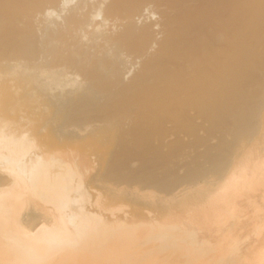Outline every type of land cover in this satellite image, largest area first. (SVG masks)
I'll use <instances>...</instances> for the list:
<instances>
[{"label":"rangeland","instance_id":"1","mask_svg":"<svg viewBox=\"0 0 264 264\" xmlns=\"http://www.w3.org/2000/svg\"><path fill=\"white\" fill-rule=\"evenodd\" d=\"M72 1L76 3H72ZM111 1L112 0H75V1L71 0V4L69 1V3H67V7L66 5L63 6V8L58 7V6L46 7L45 11H48L50 13V16L48 14L47 16L45 12L42 13L38 11V12H33L30 15L20 16V18H18L17 21L16 20L14 21L15 22L14 26L16 25L14 28L21 29L22 27H25L24 23L30 24V26H32L31 28L34 30L33 34L35 36V40L36 39L38 40L37 43L35 41L36 44L34 43L35 45L33 46V49L36 45L38 47V48L35 47L37 50L36 49L34 50L35 54H37L35 55V58H36L35 61L37 62L40 61L39 63H41L43 62V60L50 59L51 57L53 58L55 56L54 53H56V50L60 46L59 47L61 49V51L59 52L60 56L59 57L58 55L55 56L52 59V61L50 59L51 62H53L54 60L56 61V59H57V63L58 62L64 63L65 61H67L68 63L69 62L72 63L73 60H74V64L77 62L75 66L78 67V70H81V69L82 70L77 71L76 69L75 70L72 69L68 71L70 73H67L66 70L68 68L65 70L66 67H63L64 70L62 71H65L66 73V74L64 73L65 75L63 76L65 77L67 74L74 73L73 75L69 76V78L67 75V78L69 80L68 79L66 80L69 82L71 81L70 77L73 79V76L74 75L76 76V73L79 75V76H76L77 78L83 77V79L82 78L81 80L79 79L81 81L79 85L80 87H77L76 90H74L76 92L78 90L76 97H78L81 100L87 97L88 101L84 99L86 103H90L92 106H96V107L99 104H102L105 101H107V96H110V98H112L111 95L113 94L112 91L114 90V88L121 87L124 85H129L130 83L135 84V85L138 84L137 86H140V80L138 79L134 80L131 78L132 77L137 78V76L143 72V70L142 71L140 70L143 68L144 62H146V64L147 63L152 64L154 63V61H157L155 60V56H156V59H158L157 55L158 57L162 55L161 45L163 44L162 41L167 33L165 30L167 29V27L165 26L166 19L174 16V12H173L174 10L172 11L170 9L171 7H168L169 5L166 4V1L168 0H163L162 3H161L162 0H145V2H142V4L143 3L145 4L143 6L144 7L143 11H141L142 13L138 12V10H136V12L135 10H132V9L127 10L128 13L131 12L130 16L133 22L134 21L136 22V26H137L136 29L139 30L140 27L141 28L145 27L148 29V31L150 29L151 31L150 33L152 34L151 37L154 38L152 40L153 42L151 44L149 43L148 44L149 46L143 49V52L142 50H139L142 52L141 53L139 51H136L138 50L137 47H133L135 48V50L132 47L128 49V45H126L127 47H125V44H123L121 45L122 46L121 47L119 44L117 45V43L115 42L114 36L123 29V27L125 26L128 20L125 18V16H127L125 13H122V12H121L122 14L119 13V15L121 16L124 14L123 15L124 17H121V16L116 17L110 14L106 10L108 4H110ZM192 2H195V0H191L190 2H188L187 7L192 8L199 3V1L197 0L195 3H192ZM83 3H84V6H81L83 5ZM87 3L90 5V7L88 6ZM68 4H70L69 7H68ZM72 4H73V7H71ZM74 5L75 6L78 5V6L74 7ZM95 5H98V6H95ZM99 5L103 6L104 8L101 7L100 9ZM95 8L98 9L96 10V12H95ZM64 9L66 10L63 13ZM139 13H141L142 15ZM91 16L93 17V19L91 18ZM130 16H128V18ZM53 17L54 19H52ZM65 27L66 28L70 27V28H68L67 30ZM243 31L246 32V34H248L246 29H244ZM246 34L244 33L245 36ZM58 35L60 36L58 37ZM85 36L88 38L87 41H84L86 40ZM205 38H207V36H204V33H203L202 36H200V39H202L203 41ZM218 38H219L218 42L219 43L221 42L223 44L225 41L224 36L221 34L219 35ZM247 38H249V36ZM57 40L59 42H61L62 40L63 42L59 43ZM256 43H258L257 45H259V42L257 40L254 42V44L256 45ZM47 44H49V46H46ZM88 44H89V47H88ZM118 46H120V48H118ZM48 47H50V49H47ZM218 47H222V45ZM218 47H215V49L213 50L211 49L212 50L210 51V54L212 52L211 56L205 55L204 53H200V56H199L198 55L199 53H197V55L199 56L198 57L197 55H195L196 53L194 54L193 52V55L197 57L194 58L192 57V53H189V55L187 54V56L183 55L181 58L179 57L176 60H173V61L170 60V63L163 61L164 65L163 63H160L162 64V66H160L159 64V66L163 70L167 71V73H170V74H172L171 71L176 69L177 67L179 69H182L183 73L182 74L177 73V75H176V72L179 69L177 71L174 70L173 74L175 75L173 74L172 75L174 76L175 79L173 78V76L172 78L174 81L178 77L177 80L179 81L177 82L179 84L183 83L182 85L184 87L181 88L180 87L181 85L179 86L177 82L175 84L174 83L175 81L173 82L172 79L171 80L169 79V81L170 82L172 81L171 83L174 84L173 85L174 88L172 85H169V86H172V88L175 89V92H177L178 91L177 89H179L177 93L171 92L170 89L172 88L169 89L166 87L170 91L165 89V86H168V85L164 83V80H163L164 78H162L163 70L162 69L158 70L160 68L157 69V66L154 65L153 70L151 71L152 74L150 73V76H148L147 82L144 81L145 82L144 89L145 90L150 89V90L145 91L144 93L140 91L138 94L137 92L139 91L138 89L139 87H137V92H135L136 89H131V90L129 89L130 90L129 92L131 94L129 95L130 101L132 100V102L134 103L135 102L134 100H136L137 103L140 102L139 104L141 105L139 104L136 105V102H135L134 103L135 105H133V107H127L129 106L130 103H131L130 106H132V102L129 101L128 102L129 104L127 103L125 106L121 108L123 109L125 107L127 109L131 108L134 111H131V109L122 110L121 108H120L121 109L120 111L118 109L119 106L117 107V110H116L117 112H113L111 110L112 113L109 112V114H107L110 117V119L108 118L109 121L108 119H106L105 121L102 120L103 122L106 123L105 124L106 126L102 125L101 121L92 122L94 123L95 130L103 128L104 129L103 132L108 133V136L110 138L107 141L108 143L106 142L104 144H100L99 148L98 146H93V145L91 146V145H88L87 143H84V139H82V136L85 134V132L83 129L82 131L80 129L79 131L81 133L80 135L79 132L76 133L77 131L75 132V129H72L75 127L68 126V128L70 127L69 129L71 130V133H72V135L70 134L68 136V134L66 135L65 133L59 131L58 130L59 128L56 126V124L64 120L66 115H68L67 113L70 112L71 105L68 104L66 98L72 97L70 95H72L74 91L72 92L66 91L64 93L65 95L61 94V95L55 96L53 95L51 90L42 92V91H37L35 89L37 91V94L39 96H42L44 99H41V97L35 100L32 99L22 104L23 106L19 105V103L20 104L23 103L22 102L23 100L20 99L21 100L20 101L19 99H16V100H19L18 102H16L18 103L17 105H19L17 106L18 108L16 107V104L14 103L15 106H13L14 107L13 109L15 112L20 109L19 110L20 112L21 110H23V113L33 116L35 119L36 118L38 119L40 135H47V133H50V141L48 142L52 144L54 147H56V150H58V151L56 150L52 151L51 152L52 154L54 153L57 155L59 154L63 155L64 157L62 156L63 158L61 159L63 160L62 161L63 163H66L67 165L76 168L77 171H79L80 169L82 173L89 174L88 175L89 178L87 177V179L86 178L84 179V182L87 183V187L84 188L82 192H76L78 194V196L76 197H80L81 199L83 198L82 201L86 205L92 204L94 206L92 210L93 209L95 210L98 208L97 205L104 201L103 194L108 193L109 191L115 192L114 199L107 201L109 205L108 206L106 205L107 207L103 206L107 208L106 210H104V213L106 215H109L110 213H112L113 214L111 215L112 217L118 216V217H121V219H123L127 215V213L130 216L134 215L136 217L139 216L140 214L141 216L140 218H143L141 219L142 222H128L127 225L129 226L139 225L137 228H138L139 234L141 235L140 237L141 240L136 241L135 242L136 246H134L135 249L138 250V254H142L139 256L145 255L143 253L150 252V256L143 258V259H146V258L147 259L143 261L141 264H264V66L259 65L256 59H253L250 62L251 64L248 63V65L244 66V64L247 63L248 60L246 61L245 59V62H244V59H243L244 57L241 56L242 58H240V61H239L240 64L239 62L238 63L236 62L237 64H234L236 66L234 68L233 63L235 62L232 63V61L229 60L230 59L229 54L224 52L225 50H223V48L221 50V48H218ZM65 48H66V52H65ZM105 49L107 51H111L112 54L111 52H107ZM62 50H64V52H62ZM36 51L38 52L36 53ZM67 52L68 54H65ZM89 52H90V55H89ZM95 52H96V55L94 54ZM62 53H63V56H61ZM106 53L107 54L109 53V54L107 55ZM201 54L202 56L205 55V59H204V56L201 57ZM221 54H224L225 58L227 56L229 57L225 59L224 56ZM212 56H216L215 58L217 59V61L214 60L215 58L214 57L212 58ZM218 56L219 57L222 56L223 60L224 59L226 60V61L224 60L225 61L224 66L219 65L218 69L214 68L218 71V70H221L222 68L221 66H223V70L218 71L217 72L218 74L221 73L222 75H224L225 71L230 72L231 68H233L232 70L234 71L235 69L234 72H236V74L233 73L234 75L242 77V74H245L243 75L244 79L246 78L249 79L248 82H247V79L244 80L246 81L244 82L243 78L241 79L240 77L235 76L236 81H238L243 86L241 89L242 91L243 90L244 91L241 92L240 90L241 95L245 96V98L243 96L241 100L238 98H236V100L238 99L242 101V104H244L243 101L245 100L246 103L244 104L245 107L244 106L240 107L242 104L240 105L239 102H237V104H239L240 106L237 105V107L235 106L236 103L235 105L231 104V107L233 106L232 108L230 107L231 111L235 106L237 109L235 108L233 109V111L236 110L237 112L235 111L231 112L228 109L229 113L227 112V115L226 114L224 115L216 114V116L214 117L215 115L214 114L212 116L205 117L202 114L199 115L200 113L198 112V110L199 109L201 110V108L203 107V104H201L202 103L201 97L202 95L204 96V94H206L207 91L214 92L217 90L218 86L221 85V87L222 86L225 87V88L224 87L221 88V89L223 88L225 89V90L223 89L225 94L227 90L228 96L231 92L232 97L234 96L239 97L237 95L233 96V93H232L233 91L230 87V84L228 86L222 85L224 84V82L226 83L229 81L227 79L229 75L227 74V72H226L227 76L225 75L227 78L226 77L224 78V76H222L221 74H220L221 75V78H220V75L216 76L215 73H213L214 69L212 65L210 64L211 63L215 64V62L217 64L219 61L217 58ZM82 57H84L83 59L85 61L82 59ZM208 57L212 58V62L210 61L211 59H209V61L206 63V60L208 59ZM70 58L72 59V61H70ZM98 58L99 59L101 58L100 61L102 63L101 62L99 63ZM95 59L97 60V63ZM152 59H154L153 62H151ZM241 59L243 60L244 64L243 62H241ZM89 60L91 64H89ZM104 60L108 61L107 62L109 63L108 66L106 65V63L103 62ZM1 61L3 63L4 60H0V63ZM6 61H12V60H6ZM33 61L32 59L30 60V62L32 63ZM227 61L231 62L232 67H231V64H228L229 62L226 64ZM57 63L54 62V65ZM202 63L203 64L206 63L207 66L209 65L211 66V68L206 67V69L210 68L209 72L208 71L206 72L202 69V67L205 68L206 66V65L203 66ZM3 64H5V61ZM214 64L213 66L217 67V65L216 64L214 65ZM229 65H230V68L228 67ZM102 68L104 70H102ZM243 68H245V70ZM248 68L250 70H248ZM154 69H157V70L154 71ZM202 70L206 73L204 74L203 72H201ZM82 71L84 73H82ZM101 71L104 72L103 74L105 76L108 75L107 77L109 78V81L112 79L111 82H108V78H106L103 75L106 78V80L104 78L102 81L103 82L106 81L109 83V84L105 83L108 85L103 90L104 93H102V91L95 92L93 90L92 92H87V93L86 91L85 92L82 91V88L84 90V88L86 87L85 85H87L88 82L101 83V81L99 82V80L94 81L95 78L93 79V81H90L87 76V75L90 76L91 72L100 73ZM157 71L158 73H155ZM165 71H163L164 74H165ZM199 71L200 73L204 74L206 78L202 74H201L202 76L199 75L200 74ZM209 73L210 74L213 73L214 78H212L213 76H211ZM98 74L96 75V78ZM136 74L137 76L135 77ZM179 74H181V76H179ZM208 74L211 77V79L208 76ZM100 75L102 76V73H100ZM183 75H184V78L182 77ZM197 75L198 77L200 76L203 80L206 79L205 80L206 82L209 79H210L209 81L211 80L213 81V82L211 81V84L207 83L208 86L206 85L207 87H204L205 91L202 93L200 91L203 89L202 86L206 84V82L205 81L204 83L202 82L203 85H201L202 79L199 77L198 80L200 82L199 81L198 82L201 85L200 87V85H198L199 83L197 82ZM101 76H99V78ZM119 76H121L120 79H118ZM215 76L219 78L215 80L216 78ZM159 77L162 79H160ZM179 77H181L180 78L181 81ZM1 78L0 80L5 79V78L3 79ZM77 78H76L77 80L76 83L80 82ZM86 78H87V82L85 83L84 80H86ZM116 78L119 81L122 79L120 84H119V81L116 80ZM182 78L188 82L184 81ZM222 78L226 79L227 81L226 80L224 81V79ZM101 79L102 77L100 78V80ZM73 80L70 83L68 82L70 86L66 84V87H65L66 90L74 88L75 82L73 83ZM113 80H116L115 82L118 83L117 87H116L117 83L116 84L114 83L115 85H112L114 82ZM159 80H161V82H159ZM184 82L186 85L184 84ZM218 82H220V84ZM72 83H73V86H71ZM187 84L188 85L190 84L191 88H192V84L193 85L197 84L195 90L200 87L201 90L199 89H198L199 91L196 90L197 95H198V92H200V94L198 95V98L193 97L191 99L192 96L189 97L191 93L193 96H196V92L194 90L195 86H193L192 88V90L194 91H191V88L189 89L190 86L188 87ZM109 85L113 86L112 88L113 90L111 89V87H110V90L108 89ZM176 85H178L179 87ZM185 86L188 87L187 90L189 89V91H186ZM228 88L231 91H229ZM152 89L153 91H151ZM155 89L161 91V93H164V94L166 93V91L164 90H167L168 92L166 93L167 97L164 101H162L161 100L162 98L159 97L160 92L158 93L157 91H155ZM79 91H82V93L84 92V95L83 94L80 95L81 92L79 93ZM17 92L19 94L20 90H17ZM154 92L155 93L157 92L156 95ZM188 92H190V94ZM136 93L138 96L136 95ZM186 93H188L189 95ZM18 94L15 95V98L18 97L17 96ZM141 94H142V99H140ZM149 94L151 95L148 101L146 103L144 102L142 103L141 100H143V98L144 99L147 98V95L149 96ZM73 95L75 96V94ZM130 96L133 98L131 99ZM57 97H59L58 100L56 99ZM33 98H36V97H33ZM64 98L66 100H64ZM239 98H241V96ZM77 99L75 100L77 101ZM152 99H154V101ZM227 99L228 98L225 99L224 97H222L221 101L223 100L222 102H224ZM108 100H110L109 97H108ZM236 100H234V102ZM76 101L74 103H76ZM227 101H225L224 104ZM77 102H79V100ZM149 102L151 103V105L149 104ZM61 103H63V105L64 103L65 105L67 104L66 106L64 105L65 106L63 107L64 110L62 108ZM142 104L144 105L147 104V105L144 108V106L142 107ZM59 106H61V108ZM143 108L144 110H142ZM61 109L63 111H60ZM140 109L142 110V112L139 111ZM118 110L121 113L117 114L119 112ZM123 111H125L126 114H124ZM144 111L146 112L147 115H145ZM147 111L150 114H148ZM90 112L87 111L85 113L90 114ZM105 112L106 110L103 111V113L106 114L108 112V109H107V112L106 113ZM85 113L83 112L82 114L85 115ZM139 113H142L143 116ZM231 113L234 116L231 115ZM143 117H146V118H143ZM139 118H142L140 120L141 121L143 120V121L139 122L140 121ZM40 124L42 127L41 129H40ZM190 125L194 126L193 130H190L191 128L189 129ZM87 128L89 129V127ZM254 130H255V134L252 132ZM130 131H133V132H130ZM256 132L258 133L257 135H256ZM133 133L137 135L136 138H133L135 136V134ZM38 136L39 134H37L36 136L39 139ZM133 141L135 142V144L133 143ZM178 142L182 144V146ZM45 143H47V141H45L43 144ZM124 144H126L127 146L131 148L130 154L132 155V156L130 155L129 158L127 159L128 162L126 161L125 167L127 166L128 167L126 168V170H124L125 171L124 174H127V171L129 170V168H131L129 171H138V170L140 171L141 169L142 171L146 172L145 174L148 177L150 175L151 176L150 178H152L154 181L155 180L159 181L158 183L159 185L162 184L161 185L162 187L163 185H165V183L163 182L165 181L168 182V180L169 182L171 181L173 186H171L170 188H162L157 183V187H160V188H153V187L146 188L145 186L148 184L146 183L148 182L147 177H145V179H143V177L142 179L140 178L138 183L137 182L129 183L128 181L119 182L117 180V177H115L117 176V173L114 168H115V164H117L119 161L123 159L122 146ZM148 148L151 150L146 151V149ZM44 149L49 150L48 148H44ZM62 151L63 152L65 151L64 154H62ZM18 155L19 157H21L22 153L20 154L18 152ZM145 165L147 167H145ZM54 166H56V164ZM56 167L58 168V166ZM144 168L146 171L144 170ZM52 169H54V167ZM63 170L67 171L66 169H62V171ZM124 171H122L121 174ZM191 172L193 174H191ZM66 173L67 172L63 173V175H68V173L67 174ZM185 173L187 175L190 174L191 177L186 178L187 175H185ZM118 174L121 176L120 173ZM124 174H122V176ZM60 176H58V179H61V178L64 179V177L59 178ZM76 176L77 175L74 176L73 178L74 180L76 179ZM175 176H177L176 177L177 180L174 179ZM184 176L186 177L184 178ZM178 177L180 180H178ZM181 177H183V179ZM58 179L56 178V180ZM62 181L63 180H60L58 183H62ZM55 182L53 181L51 184L53 185ZM73 182L74 181L71 182V185ZM167 182L166 184H168ZM72 186H71L72 189L78 188V187H74V185ZM107 186L111 187L112 189L108 191ZM50 189L55 190L54 187ZM56 192L49 193L48 197L52 199H46V195L44 198H41L40 197L41 194L40 195L37 194V199L39 196L41 198V199L39 198L41 201L40 200L36 201L35 199L36 196L28 197L29 199L25 203L26 205L21 206L19 208L20 214L26 215L28 211H31L30 208L32 209V204L33 202L36 201L38 205L45 206L44 208L48 209V212H54V211L56 212L57 208L61 212H64V215L61 217L63 218V220H61L60 222L65 223V226L67 225L66 227L70 228L72 223H76L73 219L77 218V216L79 217V215L75 213H73L75 216L72 213L68 214V210L65 207L66 202L64 203H62L61 201L57 202L56 199H59L58 198L59 196H58V193ZM76 193L71 192V194H76ZM50 200L52 202H50ZM45 201L47 202L45 203ZM28 202L30 203V205L28 204ZM46 209L44 210L46 211ZM181 211L183 212L179 214ZM69 216H70V219H69ZM152 218H155L157 220H154ZM173 220L175 221L177 220V221L174 222ZM41 223L42 222H40V224ZM174 223L175 225L176 223L178 224L179 227L177 225L176 226L179 231H177ZM40 224H38L37 227ZM173 225L175 226V230L170 229V231H177L176 235H179V237L180 235L183 236V237H180L181 242L180 240L178 241V243L180 242L181 244L179 249L177 247L179 246L178 243L174 245L177 247L178 250L175 249L174 246H170L168 244H167L168 246L165 245L166 243H168V240H166L167 236L165 237L166 234H164L163 232L165 231V233H167L169 231V227L173 228L172 227ZM155 229H157V238L152 237L150 233L151 230L154 231ZM109 233H111V231L108 232V234ZM105 234H99V235L104 236ZM108 234H106V237L107 238L110 237L109 240L103 239L100 236V239L103 240L102 242H106V244L110 243V245H112L113 248H117V249L119 246L118 244H122V243L125 244L122 241L123 239L117 238L118 237L117 232H115L114 234L112 233V234L114 237L117 234V236L114 239L116 242L119 241L118 243L112 242L114 240L113 236H110ZM186 236L187 237L191 236L189 238L193 240L191 239L188 240ZM183 238L185 240L187 238L188 242L185 241ZM64 239L66 240V242L62 241L60 246L55 247L54 249H50V253L48 255L43 256L42 258L38 259L32 264H49V263L56 264L57 262H59L62 255H66L68 254V252H71L73 250L77 252L76 250L81 249V248L79 249V246H81V242H83L82 238L80 237L76 238V236H72V239H71L70 237L69 239H71L72 241L75 240L74 243H69L68 239L66 238ZM87 239H86V242H87V246L89 247L90 246L89 244H91V242L93 241L88 243ZM100 239H98L99 244L102 243L100 242L101 241ZM182 240H184L185 242ZM141 241H143V243H141ZM84 242H85V238H84ZM96 242H93V243L96 244ZM114 243L117 244V245L115 244L117 247L114 246ZM106 244L102 243L103 245L102 247L107 246ZM84 245L86 246V244ZM100 245H97V247L95 248L101 251L102 249H100ZM122 245H120V248L122 247ZM86 247L85 249L82 247L80 251L82 253H86L87 251L89 250L92 251L94 249L93 248L94 246L92 247V249L90 246L88 248L89 250H87ZM111 247H106L107 248L106 250H108V248L112 250ZM75 248L77 249L75 250ZM103 250L104 252H102L103 254L102 253L101 254L102 255L105 254L106 255L105 258H103L101 254L99 256V253H97L98 255H96V252H94L93 254L92 252L89 251L90 256L88 257H90L91 259L89 258L90 261L89 259L88 261L89 262L95 261L96 263L100 261V259H102L104 261V264H108L109 263L108 260L110 259L108 258V256L110 255L107 256L106 253L110 251L109 250L106 251L105 248H103ZM96 251L98 252V250ZM115 252L116 251L114 250V253L112 255L113 257L111 258L115 257L116 259L115 258L114 259L117 260L118 257H116L117 255ZM91 256H93L94 259ZM96 256H99L102 258L99 259ZM95 259H98V260H95ZM114 259H111L110 261ZM84 260H85V257H84ZM102 260L100 261L101 264H102ZM72 263L74 264V262ZM87 263L88 262H86V264Z\"/></svg>","mask_w":264,"mask_h":264},{"label":"bare ground","instance_id":"2","mask_svg":"<svg viewBox=\"0 0 264 264\" xmlns=\"http://www.w3.org/2000/svg\"><path fill=\"white\" fill-rule=\"evenodd\" d=\"M69 1L71 4V0H0V60L5 61V64H3L4 61H3V63H2V61L0 63V78L3 76H4L3 78L8 76L7 77L8 79L7 78H5V79L1 78L3 80H0V264H32L33 262L37 261L38 259L42 258L43 256L48 255L50 253V249H54L55 247L60 246L62 241L66 242V240L64 238L68 239L69 243H74L75 240L74 239H73L74 241L71 240L72 236H76V238L77 237L82 238L83 242H81V246H79V249L80 248L82 249V247L85 249V247L87 246V242H86L87 238H89V239H87L88 243L91 241H93V242L97 241L98 242V239H100V236H101L99 234H105V233L108 234V232H110V231H111V233L108 234L110 236H113V234L115 232H117V234H118L117 238L123 239L122 241L125 244H123V243L122 244L124 246L122 244H118L119 245L118 249L113 248V246L110 245V243L106 244V242H102L103 240L100 239L101 240L100 242H102L103 244H106L107 246L104 245L105 247H102L103 246L102 243H100L101 244L100 245L99 242H98V244H97V242H96V244L91 242L92 245L91 244H89V245L91 246V249L94 246L93 247L94 249L92 251H90L88 249L90 246L89 247L87 246L86 249L89 250L90 252H92L93 254H94V252H96V255H98L97 253H99V256H100V254L102 252H104L103 248H105V250H106L107 249L106 247L112 246L111 247L112 250L109 248H108V250L110 252L111 251H113V252H111V253L107 252L106 253L107 256L110 255V256H108V258H110L108 260L109 263L108 262H106V263H108V264H136V263L141 264L143 261H145L147 259V258L146 259H143V258L150 256V252L149 253H143L145 255L139 256L142 254H138V250L135 249V247H134V246H136L135 242L141 240V238H140L141 235L139 234L138 228H137L139 225H135V226L127 225L128 222H142L141 219H143V218H140L141 217L140 214H139V216H137L138 217L137 218L136 216H134V215L130 216L127 213V215L123 219H121V217H118V216L112 217L111 216V215H113L112 213H110L109 215H106L104 213V210H106L107 208H105V207H107L109 205L107 203V201L113 200L115 197V192L109 191L112 188L108 187V186H107V188H108L109 192L103 194V198H104L103 200L104 201L97 205L98 206L97 209L92 210V208L94 207L92 204H90V205L84 204V202L82 201L83 198L81 199L80 197H76V196H78V194L76 192H82L83 189L87 187V183L84 182V179L85 178L87 179L89 174L82 173L80 171V169H79V171H77L76 168L71 167V166L67 165L66 163H63L62 162L63 160H61L64 157L63 155H61V154L57 155L54 153L52 154L51 152L55 151L56 147H54L52 144H50L48 142V141H50V133L46 132L48 136L47 135H40L39 126H38V123H39L38 119L37 118L35 119L33 116H30L28 114L23 113V110H21V112H20L19 111L20 109H19L18 111L15 112L13 109L14 108L13 106H15V104L17 107L19 105L26 103V101H30L32 99L35 100V99L40 98V97H41V99H44L42 96H39L37 94V91L45 92V91L51 90L53 95L57 96V95H61V94L63 95L66 91L72 92V91L76 90L77 87H80L79 86L81 83L80 80H81V78L83 79V77L77 78L76 76H79V75L76 73V76L75 75L73 76V79L75 78L74 80L70 77V80H71L70 82H72V80H73V83L74 82L76 83V81H77L76 78L78 80L80 79L79 80L80 82H77L76 83L77 85L74 83L73 89L66 90L65 89L66 84L69 85V83H70L66 79H68L69 76L73 75L74 73L73 74H67L68 75V78H67V75L65 77L63 76L66 74L65 71H62V70H64L63 67H66L65 70L68 68L66 70L67 73H70L68 71L72 70V69L73 70L76 69L77 71H81L82 70L81 68H79L81 70H78V67L75 66V64L77 63L76 61H75L76 63L74 64V60H73L72 63L74 65L70 62L68 63L65 60H63V61H65L64 63H60V62L57 63V59H56V61L54 60L53 62H51L55 56H57V55H58V57L60 56V53H59L61 51V49L59 48L60 46L57 49L58 52L56 50L57 54L54 53L55 56L53 58L52 57L50 58L51 61H50V59H46V60H43V62L39 63L40 61H38V62L35 61V59H36L35 55H37V54H35L34 50L36 49L35 47H37V45L34 47V49H33V46L38 42V40L37 39L35 40V36L33 34L34 30L31 28L32 26H30V24L24 23L25 27H22L21 29L20 28L19 29L14 28L16 26V25L14 26V24H15L14 21L15 20L17 21V19L20 18V16L30 15L31 13L38 12V11H40L42 13L45 12L46 15L48 14L50 16V13L48 11H45L46 7L58 6V7L63 8V6H65V5L67 7V3H69ZM190 1L191 0H168V1H166V4L169 5L168 7H171L170 9L172 11L174 10L173 11L174 16L166 19L165 26L167 27V29H165V30L167 33H166V35L162 41L163 44L160 43V44H162L161 45L162 51L160 50L162 55H160V57H158V55H157L158 59H156V56H155V60H157V61H154V63H152V64H148V63L146 64V62H144L143 68L140 70V71L143 70V72L141 74H139L138 76L136 74L135 77L137 76V78H134V77L131 78L134 80H137V79L140 80V86H137L138 84L135 85V84L130 83L129 85L117 87L118 83L115 81L120 79L121 76H119L118 79L116 78V80H113L114 82L112 84V85H115L117 83L116 84L117 88H114V90H113L112 89L113 86H110V85L108 88L110 90V87H111V89L113 90V91L111 90L113 93L112 94L113 96L111 95L112 98H110V96L106 95L107 101H105L104 103L99 104V105L97 104L98 105L97 107L92 106L90 103H86V101L84 99L87 100V97L82 99L84 101H82L81 99L76 97L78 90H77V92L74 91V92H76V93L73 92V94H75V96L72 94V95H70V96H72L70 98L65 97L67 99L68 104L71 105L70 106V112L67 113L68 115H66L64 120H62L60 123L56 124V126L59 128L58 130L65 133L66 135L68 134V136H69L70 134L72 135V133H71V130L69 129L70 127L68 128V126L75 127L72 129H75V132L77 131L76 133H78L80 131V129H81V131L83 129L85 132V134L82 136V139H84V143H87L88 145H91V146L92 145L98 146V148H99L100 144L106 143L110 138L108 136V133L103 132L104 131L103 128L95 130L94 123H92V122L93 121H101L102 125H105L106 123L103 121H105L108 118L110 119L109 115H107V114H109V112L112 113V111L117 112L116 110H117L118 106H119L118 109L120 111H121V109L122 110H124V109L130 110L131 108L130 109H127L126 107L124 109L121 108V107L125 106L130 101L129 95H131V94L129 91L131 89H136L135 92H137V87H139L138 88L139 91L137 92L138 94L140 91L142 93H144L145 91L150 90L147 88H146L147 90L144 89L145 88L144 87L145 86L144 81L147 82L148 76H150V73L153 70L154 65L157 66V69L160 68L158 70L162 69L160 67V66H162V64H160V63H163V61L170 63V60L171 61L176 60L179 57L181 58L183 55L187 56V54L189 55V53H192V57H194V58L197 57L198 55L200 56V53H204L205 55L211 56L212 52L210 54V51L215 49V47L222 45V47H218V48H221V50L223 48V50H225L224 52L229 54V56H230L229 60H231L232 63L235 62V63H233L234 68L236 67L234 64H237L240 61V58H242L241 56L244 57L243 58L244 62H245V59H246V61L248 60L247 63L244 64L243 60L241 59V62H243L244 66L248 65V63L251 64L250 62L253 59H256L259 65L264 66V0H197V1H199V3L197 2L198 4L196 6L189 8V7H187V3ZM142 2H145V0H112L110 2V4H108L106 10L110 14H112L116 17L121 16V15H119V13H121V12L125 13L127 15V16H125V18L128 20L127 23L125 24L123 29L114 36V39H115V42L117 43V45L119 44L121 46V45L125 44V47H127L126 45H128V49H130V47H132V48L137 47L138 50H136V51L142 50V52H143V49L148 47L149 46L148 44L149 43L151 44L153 42L152 40L154 38L151 37L152 34L150 33L151 32L150 29H149V31L145 27L144 28L140 27L139 30L136 29L137 28L136 22L135 21H134L135 23L133 22V20L130 16V13H131L130 10H129L130 13H128V11H127L128 9L135 10V12H136V10H138V12L143 11V9H144L143 6L145 4L144 3L142 4ZM162 2H163V0L161 1V3ZM195 2H196V0H195ZM195 2H192V3H195ZM72 3H76V2L72 1ZM70 4H68V7L70 6ZM101 5H99L100 9H101V7H103ZM147 5H148V3H147ZM77 6L78 5H76V6L74 5V7H77ZM81 6H84V3ZM88 6L90 7L89 4H88ZM95 6H98V5H95ZM133 6H134V8H133ZM66 7H64V8H66ZM71 7H73V4ZM103 8H102V10H103ZM65 10L66 9L63 10V13ZM69 10H70V8H69ZM96 10H98V9L95 8V12H96ZM141 13H139V14H141ZM123 15L121 17H124ZM128 16H130V17L128 18ZM91 18L93 19L92 16H91ZM125 18H123V19H125ZM52 19H54V17ZM18 24H19V22H18ZM20 24H22V23H20ZM68 28H70V27H68ZM68 28H66V29L68 30ZM244 29L247 30L248 34H246V32L243 31ZM136 30H138V31H136ZM203 33H204V36H207V38L204 39L205 41L204 40L202 41V39H200V36H202ZM244 33L246 34V36L244 35ZM221 34L225 38V41L223 44L221 42H220L221 44L218 42V39H219L218 37ZM247 35L249 36V38H247L248 37ZM17 36H19V37H17ZM59 36L60 35H58V37ZM74 36H76V35H74ZM36 38H38V37H36ZM106 38H108V37H106ZM87 39L88 38L86 37V40H84V41H87ZM62 40H61V42L64 41V40L63 41ZM112 40H113V38H112ZM256 40L259 42V45H257L258 43H256V45L254 44V42ZM35 41H36V43H35ZM61 42H59V43H61ZM46 46H49V44H47ZM90 46H91V44H90ZM120 46H118V48H120ZM53 47H55V46H53ZM88 47H89V44H88ZM42 48H44V47H42ZM56 48H57V46H56ZM47 49H50V47H48ZM133 49L135 50V48H133ZM160 49H161V47H160ZM40 50H41V48H40ZM98 50H99V48H98ZM44 51H46V50H44ZM47 51H49V50H47ZM67 51H69V50H67ZM37 52L38 51H36V53ZM52 52H53V50H52ZM62 52H64V50H62ZM65 52H66V48H65ZM96 52H97V50H96ZM96 52L94 53L95 55H96ZM107 52H111V51H107ZM139 52H141V51H139ZM193 52H194V54L196 53L195 55H197V53H199V54L197 56H194ZM52 54H51V56H52ZM65 54H68V52ZM111 54H112V52H111ZM89 55H90V52H89ZM205 55H203L204 59H205ZM221 55H223L225 58L224 54H221ZM61 56H63V53ZM203 56L201 54V57H203ZM216 56H212V58L213 57L215 58ZM229 56H227L226 58H228ZM100 57H102V56H100ZM118 57H120V56H118ZM83 58L84 57H82V59ZM104 58H106V57H104ZM104 58H102V59H104ZM112 58H113V56H112ZM212 58H209V57H208V59L206 58L207 59L206 63L209 61V59H211L210 61L212 62ZM217 58L219 60L217 64L215 62L217 67L213 66L214 63L210 64V65H212L213 69L214 68L218 69L219 65H223V66L225 65V61H226L225 59L226 58L224 59L225 61L223 60L222 56L221 57L218 56ZM31 59H32V61L34 59L33 63L30 62ZM100 59L98 58L99 63L101 62ZM6 60H12V61H6ZM153 60L154 59H152V61L151 60L150 61L153 62ZM214 60L217 61L216 58ZM68 61H69V59H68ZM70 61H72L71 58H70ZM105 61L106 60H104L103 62L106 63V65L108 66L109 65V63H107L108 61H106V62ZM115 61H117V60H115ZM54 62H56L57 64L54 65ZM96 63H97V60H96ZM200 63H201V61H200ZM206 63H204V64L202 63V65L203 66L206 65ZM227 63L231 64L230 61H227L226 64ZM89 64H91L90 60H89ZM159 64H160V66H159ZM239 64H240V62H239ZM93 65H94V63H93ZM99 65H101V64H99ZM163 65H164V63H163ZM210 65L209 66L206 65L205 68L202 67V69L206 72L207 71L209 72V70L211 68ZM116 66H118V65H116ZM223 66H221L222 67L221 70H223ZM206 67H210V68L206 69ZM228 67L230 68V65ZM231 67H232V64H231ZM88 69H89V67H88ZM157 69H154V71H156ZM178 69L179 68L177 67L174 70L177 71ZM232 69L233 68H231V71L228 70L230 72L225 71V74L222 72L224 75H222L219 72L222 76H224V78L227 76V74H229L228 78L226 77L229 80L228 81L229 83L226 82V83H228V84H226L224 82V84H222V82H223L222 81L221 84L227 85V86L230 84V87L233 91L232 92L233 96L237 95L239 97L241 96V98L236 97V96H234L235 98L232 97L231 92L228 96L227 90H226V94L223 91V89L225 87L222 86L224 88L221 89L222 87H221V85H219L216 91H214V92L207 91V93L204 94V96L202 95L203 98L201 96H199L202 99L201 104H203V107L201 108V110L200 109L198 110V112L200 113V114L198 113L199 115L202 114L205 117L212 116L214 114H215L214 117L216 116V114L217 115L218 114H223V115L226 114L227 115L228 109L231 111V109H230L231 104L235 105V103H236V105H235L236 107H237V105L240 106L242 104V101H240V100L244 96V95L243 96L241 95V92L244 91V90L242 91V89H241L243 86L238 81H236V78H235L236 75L233 74V73L236 74V72H234L235 69H234V71ZM243 69L245 70V68H243ZM102 70H104V69L102 68ZM174 70L171 71L172 74L174 73ZM179 70H178L179 72L175 71L176 75H177V73H181V74L183 73L182 69H179ZM203 70L201 72H203L205 74L206 72H204ZM221 70H218V71H221ZM226 70H227V68H226ZM248 70H250V69L248 68ZM83 71H82V73L85 72V71L84 72ZM94 71H96V70H94ZM163 71H165V70H163ZM163 71H162L163 75L161 74L163 76L162 78H164L163 79L164 83H166L168 85V86H165V89H167V88L170 89L174 85L171 82L173 81V78H174L173 75H175V74L172 75L170 73H167V71H165V74H164ZM218 71L216 69H214L213 73H215L216 76L220 75L217 73ZM159 72H161V71H159ZM226 72H227V74H226ZM98 73L97 72L96 73L91 72L90 76L87 74L86 75L88 76L90 81H93V79L95 78L96 80L94 79V81L99 80V82L101 81V83L88 82L87 85L84 84L86 87L84 88V90L82 88V91H84V92L86 91V93H87V92H92V90H93L95 92L102 91V93H104L103 90L107 87V85L109 84L108 82H111L112 79L109 81V78L107 77L108 75L105 76L103 74L104 72H102V71L100 72V73H102V76L100 75V73L99 74ZM155 73H158V71ZM194 73H196V72H194ZM199 73H200V71H199ZM213 73H211V74L209 73L211 76H213L212 78H214ZM97 74H98V76L96 78ZM181 74H179V76H181ZM201 74L202 73H200L199 75H201ZM204 74H202V75L204 76ZM209 74H208V76H209ZM239 74H241V73H239ZM103 75L106 78H108V82L105 81L106 78ZM221 75H220V78H221ZM243 75H245V74H242V77H240V76H236V77H240L241 79L243 78V81L247 79V82H248L249 79L248 78L244 79ZM93 76H95V77H93ZM99 76L102 77L101 80H100L101 77L99 78ZM172 76H173V78H172ZM63 77H64V79H63ZM115 77H116V75H115ZM182 77L184 78V75ZM199 77L197 75V82L199 81L198 80ZM104 78H105V80H104L105 82L102 81ZM162 78H160V79H162ZM177 78H176V80H174L175 82L173 81L175 84L177 81H179V80H177ZM180 78L181 77H179V79ZM217 78H219V77H216L215 80ZM224 78H222V79H224ZM169 79L170 80L172 79V81L170 82ZM210 79H211V77H210ZM121 80L120 81L118 80L119 84L121 83ZM202 80H201V85H203V83L206 79L203 81ZM209 80H207V82L205 81L206 82V84H204L205 86L204 85L202 86L204 89V90L202 89L203 91L200 89V87H201V85L199 83L200 81L198 82L199 84L197 83L198 85H200V87L198 89L201 90L200 91L201 93L205 91L204 87L208 86L207 83L211 84L212 80L211 81H209ZM225 80L226 79H224V81ZM84 81L86 83L87 78ZM180 81H181V79H180ZM184 81H186V80H184ZM82 82H83V80H82ZM156 82H157V80H156ZM159 82H161V80H159ZM186 82H188V81H186ZM244 82H246V81H244ZM73 83L71 84V86H73ZM105 83H108V84H105ZM214 83H216V82H214ZM218 83L220 84V82H218ZM182 84L183 83H181V84L178 83L179 86L181 85L180 86L181 88L184 87ZM184 84H185V82H184ZM190 84L189 85L187 84L188 87L190 86ZM197 84L196 85L192 84V88H193V86H195L194 90H195ZM169 85H172V86H169ZM178 85H176V86H178ZM215 85H217V84H215ZM243 85H245V84H243ZM188 87L185 86L186 91H189V89L191 88V86H190L189 89L187 90ZM70 88H72V87H70ZM173 88H174V86H173ZM173 88L170 89L171 92L177 93L179 91V89H177L178 91L175 92V89H173ZM192 88H191V91H194V90H192ZM108 89H107V91H108ZM169 89H167V90H169ZM198 89H196V90H198ZM17 90H20L19 94H18ZM167 90H164V91H166V93H168ZM196 90H195L196 96H193L192 93H191V95H189L190 92H188L189 94L188 93H186V94H188L189 97L192 96L191 99L193 97L198 98V95L200 94V92H198V95H197ZM228 90H229V88H228ZM240 90H241V92H240ZM82 91H79V93L81 92L80 95L81 94L84 95V92L82 93ZM151 91H153V89ZM155 91H157L158 93L160 92L159 97L162 98V99L160 98L162 101H164L166 99V97H167L166 93L165 94L161 93V91H159L157 89H155ZM229 91H231V90H229ZM137 93H136V95H137ZM156 93H155V95H156ZM16 94H18L17 98H15ZM105 94H106V92H105ZM150 95L151 94H149V96L147 95V98H145V99L143 98V100H141L142 103L143 102L146 103L148 101ZM33 97H36V98H33ZM102 97H104V96H102ZM108 97L110 100H108ZM140 97H141L140 99H142V94L140 95ZM222 97H224L225 99L228 98L227 100H229V101L225 100V101H227L226 102L227 104L226 103L224 104L225 101L224 102H222L223 100L221 101ZM58 98L59 97H57L56 99L58 100ZM65 98H64V100H66ZM132 98L133 97H131V99ZM229 98L230 99L233 98V99L230 100ZM236 98H238L240 100L237 99L238 100L237 101ZM244 98H245V96H244ZM16 99L23 100L22 101L23 103H21V104L19 103V105H17L18 103H16V102H18L19 100H16ZM75 99H77V101L79 100V102H77ZM105 100H106V98H105ZM139 100H138V102H139ZM152 100L154 101V99H152ZM234 100H236V101L234 102ZM75 101H76V103H74ZM134 101L136 102V105L140 103V102L137 103L136 100H134ZM231 101H233V102H231ZM59 102H61V101H59ZM130 102H132V100ZM237 102H239L240 105L237 104ZM134 103L132 102V106H130L131 103L130 104L128 103L129 106H127V107H133V105H135ZM243 103L244 104L246 103L245 100L243 101ZM61 104H62V108L67 105V104L65 105V103H64L65 106L63 105V103H61ZM149 104L151 105L150 102H149ZM244 104H242L240 107H243V106L245 107ZM139 105H141V104H139ZM146 105L142 104V107L144 106V108H145ZM162 105H163V103H162ZM198 106H200V105H198ZM235 106L233 109L236 108ZM59 107L61 108V106H59ZM138 107H140V106H138ZM144 108L142 110H144ZM160 108H162V107H160ZM107 109H108V112H107ZM136 109H137V107H136ZM233 109H232V111H233ZM241 109H243V108H241ZM63 110H64V108H63ZM63 110L61 109L60 111H63ZM104 110H106V112H107V113L105 112L106 114L103 113ZM142 110L140 109L139 111L142 112ZM87 111H89V112L91 111L90 114L91 113H93V114L90 115L88 113H85ZM120 111L117 114L121 113ZM131 111H134V110L131 109ZM234 111L237 112L236 110H234ZM83 112L85 113V115L82 114ZM123 112H124V114H126L125 111H123ZM144 112H143V114H144ZM59 113H61V112H59ZM257 113H258V111H257ZM139 114L142 115V113H139ZM148 114H150V113L148 112ZM145 115H147L146 112H145ZM231 115H233V114L231 113ZM146 117H143V118H146ZM109 119H108V121H109ZM140 119H142V118H139V120ZM142 121L140 120L139 122H142ZM222 121H223V119H222ZM89 123H91V124H89ZM138 126H139V124H138ZM76 127H78V128H76ZM87 127H89V129ZM41 128L42 127L40 124V129ZM189 129L193 130L194 126L190 125ZM130 132H133V131H130ZM252 132L255 134V130ZM258 132H259V130H258ZM37 134H39V136H38L39 139L36 137ZM133 134H135V133H133ZM133 134H131V135H133ZM257 134L258 133L256 132V135ZM80 135H81V133H80ZM136 136L137 135L135 134V136L133 138H136ZM45 141H47V143L43 144ZM133 143L135 144L134 141H133ZM180 145L182 146V144H180ZM44 148H48L49 150H45ZM149 148L146 149V151L151 150ZM56 151H58V150H56ZM18 152L20 154L22 153L21 157H19ZM64 152L62 151V154H64ZM122 152H123V159L121 161H119L117 164H115V168H114L116 173H117V176H115V177H117V180L119 182L128 181L129 183H136V182L138 183L140 178L142 179V177H143V179H145V177H147L148 182H146V183H148V184L145 186L146 188L147 187L148 188L149 187L160 188V187H157V183L159 181H156V180L154 181L152 178H150L151 177L150 175L148 177L145 174L146 172L142 171L141 169H140V171L139 170L138 171H129L131 169V168H129V170L127 169L129 172L127 171V174H124L125 173L124 170H126V168L128 167V166L125 167V165H126L127 159L131 155L130 154L131 148L129 146H127L126 144H124L122 146ZM133 152H134V150H133ZM136 155H138V154H136ZM181 155H183V154H181ZM66 158H67V156H66ZM136 161H137V159H136ZM54 163L56 164V166H58V168L56 166H54L55 165ZM53 167H54V169H52ZM145 167H147V166L145 165ZM154 168H156V167H154ZM62 169H66L67 171H65V170L62 171ZM144 170H145V168H144ZM122 171H124L122 173V174H124L123 176L121 174ZM65 172H67L68 175H63V173H65ZM118 173H120L121 176ZM191 174H193V173L191 172ZM75 175L78 176V177L76 176L77 181H76V179L75 180L73 179ZM185 175H187V174L185 173ZM189 175L190 174H188L187 177L184 176V178L185 177L186 178L191 177V175L190 176ZM58 176H60L59 178L64 177V179H62V178L58 179ZM176 177L177 176H175L174 179H176ZM56 178L59 181L63 180L62 183H58L59 181L56 180ZM181 178L183 179V177H181ZM178 180H180L179 177H178ZM53 181L54 182L57 181V182H55L52 185L51 183ZM72 181L76 182V183L73 182L74 184L72 183V185H74V187H78V188L72 189V187H73L71 185ZM166 182L167 181L163 182V183H165V185H163V187L161 186L162 184L159 185V183H158V185L161 186L162 188H170L171 186H173L171 181L169 182V180H168V182H167L168 184H166ZM52 187H54L57 192L55 190H51L50 188H52ZM56 187H57V189H56ZM53 192L58 193L59 199H56L57 202H60V201L62 203L66 202L65 207L68 210V214L75 213V214L79 215V217L77 216V218L73 219L76 223H72L70 228H67L66 227L67 225L65 226V223L60 222L61 220H63V218H61V217L64 215V212H61L58 208L56 209L57 210L56 212L55 211L54 212H48V209L44 208L45 206H40L36 202V201H39L41 198H44L45 195H46V199H52V198H49L48 196H49V193H53ZM71 192L76 193V194H71ZM37 194L38 195L41 194V196H40L41 198L38 196V199H37ZM122 194H124V193H122ZM119 195H121V194H119ZM32 196H36L35 197L36 201L33 202L32 209L30 208L31 211H28L26 215L25 214L21 215L19 208L21 206L26 205L25 203L28 201V199H29L28 197H32ZM135 198H137V197H135ZM29 202H28V204L30 205ZM42 202H40V203H42ZM46 202L47 201H45V203ZM50 202H52V201L50 200ZM49 203H47V204H49ZM152 205H153V203H152ZM103 206H105V207H103ZM44 209H46V211ZM182 212L183 211H181L179 214H181ZM169 218H168V220H169ZM69 219H70V216H69ZM152 219L157 220L155 218H152ZM173 221L176 222L177 220L176 221L173 220ZM40 222H42V223L40 224ZM178 222H179V220H178ZM177 223H176V225L178 226ZM38 224H40L41 226L39 225L37 227ZM174 225H175V223H174ZM174 225L172 226L173 228L169 227V231H168L169 233L168 232L165 233V231L163 232L164 234H166L165 237L167 236L166 240H168V243H166L163 240L166 243V244L164 243L166 246L176 245L178 243V241L180 240V237H183L181 235H180V237H179V235H176V232L179 231L177 229L176 225L175 226H176L177 231H170V229L175 230ZM150 233H151L152 237L157 238V229H155L154 231L151 230ZM106 234L104 236L102 235L101 237L103 239L109 240L110 237L107 238ZM117 234H116V236H117ZM178 234H179V232H178ZM70 237H71V239H69ZM115 237L113 236V239ZM189 237H191V236H189ZM189 237H187L188 240L191 239ZM84 238H85V242H84ZM187 238H186V240L185 239L184 240L187 241ZM184 240H182V241H184ZM191 240H193V239H191ZM112 242H116L115 239ZM118 242H116V243H118ZM180 242H181V240H180ZM180 242L178 243L179 246H177L178 249L181 245ZM107 243H108V241H107ZM116 243H114L115 247H117ZM120 243H121V241H120ZM141 243H143V241H141ZM84 244H86V246ZM111 244H113V243H111ZM97 245H100V249H102L101 251L99 249L95 248V247H97ZM120 245H122L121 248H120ZM174 247H175V249H177L176 246H174ZM77 248H75V250ZM80 250H76L77 252H75L73 250L71 252H68V254H66V255H62L61 259L56 264H73L72 262H74V264H81V263L86 264V262H88L90 264H92V263H94V264L100 263L101 264L100 261L102 259H100V258H102V257L105 258V256H106L105 254L102 255L103 254L102 253L101 254L102 257L96 256L97 258L100 259V261H98L99 263L98 262L95 263V261H91L92 262L91 263V262H89L91 258L88 257V256H90L89 255L90 252L86 250L87 251L86 252L87 255H86V253H82ZM96 250H98V252ZM108 250H106V251H108ZM114 250L116 251L115 252L117 255L116 257H118L117 260H115L116 259L115 257H114L115 259L111 258V257H113L112 255L114 253ZM84 252H85V250H84ZM136 255H137V257H136ZM114 256H115V254H114ZM84 257H85V260H84ZM91 257L93 258V256H91ZM86 259H87V261H86ZM88 259H89V261H88ZM111 259H114V260L110 261ZM95 260H98V259H95ZM104 260H106V259H104ZM102 264H104L103 260H102Z\"/></svg>","mask_w":264,"mask_h":264}]
</instances>
